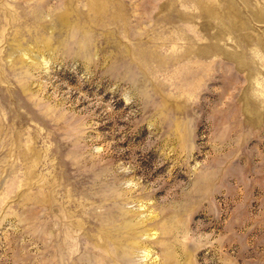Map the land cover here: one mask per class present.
Listing matches in <instances>:
<instances>
[{"label": "rangeland", "instance_id": "374dc122", "mask_svg": "<svg viewBox=\"0 0 264 264\" xmlns=\"http://www.w3.org/2000/svg\"><path fill=\"white\" fill-rule=\"evenodd\" d=\"M0 264H264V0H0Z\"/></svg>", "mask_w": 264, "mask_h": 264}]
</instances>
